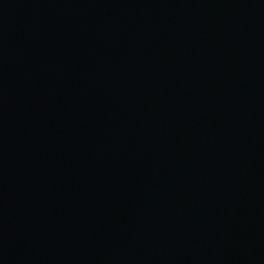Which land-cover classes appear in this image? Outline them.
<instances>
[{
    "label": "water",
    "instance_id": "95a60500",
    "mask_svg": "<svg viewBox=\"0 0 264 264\" xmlns=\"http://www.w3.org/2000/svg\"><path fill=\"white\" fill-rule=\"evenodd\" d=\"M0 264H264V0H0Z\"/></svg>",
    "mask_w": 264,
    "mask_h": 264
}]
</instances>
